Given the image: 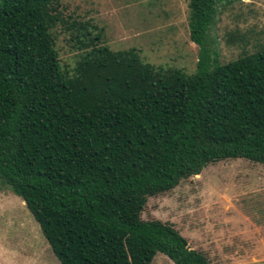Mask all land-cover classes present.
<instances>
[{"label":"trees","instance_id":"obj_1","mask_svg":"<svg viewBox=\"0 0 264 264\" xmlns=\"http://www.w3.org/2000/svg\"><path fill=\"white\" fill-rule=\"evenodd\" d=\"M234 0H187L186 72L112 50L62 0H0V186L19 197L59 264H209L146 198L208 163L264 165V48L220 63L211 27ZM75 52L62 63L53 29Z\"/></svg>","mask_w":264,"mask_h":264},{"label":"rangeland","instance_id":"obj_2","mask_svg":"<svg viewBox=\"0 0 264 264\" xmlns=\"http://www.w3.org/2000/svg\"><path fill=\"white\" fill-rule=\"evenodd\" d=\"M187 0H62L65 17L101 27L112 50L133 47L153 65L192 72ZM218 60L264 48V0H234L211 27ZM62 63L74 51L53 29ZM142 220L169 224L209 264H264V165L243 158L208 163L170 190L146 198ZM0 264H59L23 201L0 186ZM149 264H174L157 252Z\"/></svg>","mask_w":264,"mask_h":264}]
</instances>
